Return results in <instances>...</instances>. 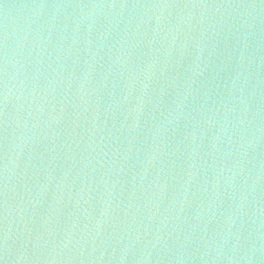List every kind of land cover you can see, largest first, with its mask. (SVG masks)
<instances>
[{"label":"water","instance_id":"95a60500","mask_svg":"<svg viewBox=\"0 0 264 264\" xmlns=\"http://www.w3.org/2000/svg\"><path fill=\"white\" fill-rule=\"evenodd\" d=\"M0 264H264V0H0Z\"/></svg>","mask_w":264,"mask_h":264}]
</instances>
